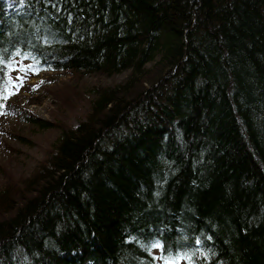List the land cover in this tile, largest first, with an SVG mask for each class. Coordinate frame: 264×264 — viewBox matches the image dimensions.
<instances>
[{"label":"trees","instance_id":"1","mask_svg":"<svg viewBox=\"0 0 264 264\" xmlns=\"http://www.w3.org/2000/svg\"><path fill=\"white\" fill-rule=\"evenodd\" d=\"M0 61L9 92L129 72L77 128L24 120L60 134L5 171L0 264H264V0H0Z\"/></svg>","mask_w":264,"mask_h":264},{"label":"rangeland","instance_id":"2","mask_svg":"<svg viewBox=\"0 0 264 264\" xmlns=\"http://www.w3.org/2000/svg\"><path fill=\"white\" fill-rule=\"evenodd\" d=\"M128 76L129 72L110 78L70 72L34 74L28 63L19 67L12 76L13 84L23 80L22 87L13 89L18 116L0 119V182L6 170L17 176L29 175L60 134L56 129H43L24 120L65 121L77 128L89 114L97 88L123 83ZM63 98L68 103H63Z\"/></svg>","mask_w":264,"mask_h":264},{"label":"snow or ice","instance_id":"3","mask_svg":"<svg viewBox=\"0 0 264 264\" xmlns=\"http://www.w3.org/2000/svg\"><path fill=\"white\" fill-rule=\"evenodd\" d=\"M0 63H2V61H0ZM9 86L12 87V88L18 89L19 87L23 86V80L20 79L18 84H13L11 82V78H10L9 79ZM12 94H15V92H9L7 89H4V90L0 91V102H2L4 100H7L8 96L12 95ZM152 247H162V245L157 242V243H154L152 245Z\"/></svg>","mask_w":264,"mask_h":264}]
</instances>
